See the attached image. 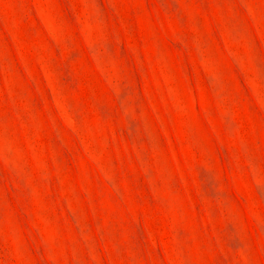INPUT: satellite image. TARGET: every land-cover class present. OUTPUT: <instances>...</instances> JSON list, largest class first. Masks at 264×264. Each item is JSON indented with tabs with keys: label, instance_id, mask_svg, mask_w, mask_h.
Listing matches in <instances>:
<instances>
[{
	"label": "rangeland",
	"instance_id": "374dc122",
	"mask_svg": "<svg viewBox=\"0 0 264 264\" xmlns=\"http://www.w3.org/2000/svg\"><path fill=\"white\" fill-rule=\"evenodd\" d=\"M0 264H264V0H0Z\"/></svg>",
	"mask_w": 264,
	"mask_h": 264
}]
</instances>
